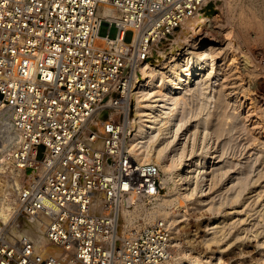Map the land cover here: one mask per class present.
Returning a JSON list of instances; mask_svg holds the SVG:
<instances>
[{
    "label": "built area",
    "instance_id": "1",
    "mask_svg": "<svg viewBox=\"0 0 264 264\" xmlns=\"http://www.w3.org/2000/svg\"><path fill=\"white\" fill-rule=\"evenodd\" d=\"M224 2L0 0V264L168 262L165 224L132 219L161 183L156 167L135 165L124 148L123 118L138 64L174 51L176 31L211 15V4L220 18ZM105 7L113 14L101 15ZM110 107L118 118L97 127ZM24 220L61 254L13 235Z\"/></svg>",
    "mask_w": 264,
    "mask_h": 264
},
{
    "label": "rangeland",
    "instance_id": "2",
    "mask_svg": "<svg viewBox=\"0 0 264 264\" xmlns=\"http://www.w3.org/2000/svg\"><path fill=\"white\" fill-rule=\"evenodd\" d=\"M218 19L215 27L222 36L208 37L216 52V77L198 87L193 79L184 91L180 128L165 150L169 169L135 160L136 165L156 167L161 188L157 197L140 203L132 219L136 225L165 224L171 241L166 264L192 258L210 264H264V100L251 83L264 79V0H225ZM106 31L102 25L99 35ZM115 34L111 27L109 36ZM132 34L127 31L125 41ZM132 105L123 118L129 123L128 135L136 125ZM111 110L115 113L106 109L97 127L118 118ZM188 158L204 161L207 172L200 173L195 163L184 166Z\"/></svg>",
    "mask_w": 264,
    "mask_h": 264
},
{
    "label": "bare ground",
    "instance_id": "3",
    "mask_svg": "<svg viewBox=\"0 0 264 264\" xmlns=\"http://www.w3.org/2000/svg\"><path fill=\"white\" fill-rule=\"evenodd\" d=\"M216 12L217 10H214L211 15H197L188 19L176 31L173 39L177 41V47L180 49L177 48L174 51L162 53L161 57L154 63L142 61L138 64L135 80L130 92L131 103L133 102L132 106L134 107L133 117L136 120V125L124 143L125 149L129 151L132 156L131 159L133 158V162L135 160L138 162L148 160L159 163L164 170L169 169V164L166 163L165 159V150L169 145L173 144V137H175L174 135L180 128L178 115L180 108L187 103L184 91H186L187 87L191 86L193 79H197L196 86L198 87L201 81L204 84L205 82L211 84L212 78L216 77V69H212L213 54L216 52L214 51L215 48L212 41H208L210 39L208 37L210 36H222L220 31L217 30L218 27H215L219 14ZM100 14H113V11L105 7L100 11ZM185 24L188 25L185 27ZM229 33L230 31L226 34ZM227 36L229 38V35ZM243 63H246V60ZM251 83L257 97H261L264 100V79L256 78ZM204 84L203 86L206 87ZM130 110L127 116L130 115ZM114 111L115 113L111 112V116L117 115V111L115 109ZM131 124H134V122ZM201 126L204 127V125ZM231 130L233 131V128ZM152 144H154L153 147H151ZM136 161L134 162L135 165ZM185 161L187 163H183L184 166H191L192 163H195V165H198L197 168L200 173L207 172V169L202 164L204 161L191 162V158ZM176 174L177 176L179 175V179L182 178L181 173ZM187 174L189 175L190 173ZM0 216L3 220L7 218V213L3 207L0 208ZM220 229L222 228L220 227ZM11 233L13 235H26L33 242L35 250L42 254L51 253L57 256L61 254L62 250L53 246L48 241L42 227L37 222L35 223L34 220H24L18 223V225H14L11 227ZM203 244L205 245V243ZM169 264H210V260L192 258L170 262Z\"/></svg>",
    "mask_w": 264,
    "mask_h": 264
},
{
    "label": "water",
    "instance_id": "4",
    "mask_svg": "<svg viewBox=\"0 0 264 264\" xmlns=\"http://www.w3.org/2000/svg\"><path fill=\"white\" fill-rule=\"evenodd\" d=\"M210 11H209V13H213L214 12V9H213V7H212V4L210 5ZM177 49V47H175L174 48V50H176ZM1 90H3V89H1L0 88V99H1V97H2V95H3V93H1ZM105 115H106V111L104 110V111H102V113H101V115H100V118H104L105 117ZM40 150H42V146L40 147ZM40 157V154L38 155V158Z\"/></svg>",
    "mask_w": 264,
    "mask_h": 264
}]
</instances>
